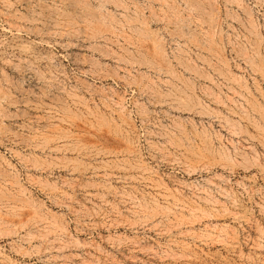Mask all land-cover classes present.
<instances>
[{
	"label": "rangeland",
	"instance_id": "374dc122",
	"mask_svg": "<svg viewBox=\"0 0 264 264\" xmlns=\"http://www.w3.org/2000/svg\"><path fill=\"white\" fill-rule=\"evenodd\" d=\"M0 264H264V0H0Z\"/></svg>",
	"mask_w": 264,
	"mask_h": 264
},
{
	"label": "bare ground",
	"instance_id": "6f19581e",
	"mask_svg": "<svg viewBox=\"0 0 264 264\" xmlns=\"http://www.w3.org/2000/svg\"><path fill=\"white\" fill-rule=\"evenodd\" d=\"M208 202V201H207Z\"/></svg>",
	"mask_w": 264,
	"mask_h": 264
}]
</instances>
